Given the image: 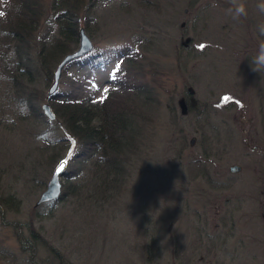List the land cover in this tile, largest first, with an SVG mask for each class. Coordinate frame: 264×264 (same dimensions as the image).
<instances>
[{"label": "rangeland", "instance_id": "rangeland-1", "mask_svg": "<svg viewBox=\"0 0 264 264\" xmlns=\"http://www.w3.org/2000/svg\"><path fill=\"white\" fill-rule=\"evenodd\" d=\"M51 1L43 0V30ZM89 11L76 21L83 28L87 21L93 51H105L112 68L95 72V86L101 93L111 86L116 57L129 48L127 66L150 88L153 109L141 110L121 185L104 198L35 207L53 168L74 151L46 150L65 137L60 122L15 119L1 58L0 264H58L41 245L29 258L18 234L32 240L30 226L67 264H264V231L243 173L228 171L240 163L241 141L225 149L221 130V120L241 110L242 95L250 97L248 79L258 78L264 0H101Z\"/></svg>", "mask_w": 264, "mask_h": 264}, {"label": "trees", "instance_id": "trees-1", "mask_svg": "<svg viewBox=\"0 0 264 264\" xmlns=\"http://www.w3.org/2000/svg\"><path fill=\"white\" fill-rule=\"evenodd\" d=\"M100 1L52 0L49 13L53 19L44 30L43 0H3L6 3L0 7V60L6 59L4 77L6 80L8 76L15 100V119L49 125L60 122L65 137L48 141L46 150L74 151L68 159L64 175L67 181L60 198L45 206L52 207L69 197L78 199L82 195L91 199L98 194L99 199L104 198L116 182L121 185L124 160L135 148V137L141 127V110L153 109L154 96L150 88L145 81L137 82L138 75L127 66L132 59L129 48L116 57L120 63L115 64L114 79L103 93L94 84L99 80L94 74L112 69L108 63L111 57L105 51H93L68 64L63 70L59 91L49 99L45 98L43 89L51 85L57 65L78 47L81 26L76 19L90 12ZM84 29L88 33L87 21ZM40 78L44 79L40 83L45 85L43 89L40 84L35 85ZM101 85L108 87V82ZM44 103L50 105L54 121L44 115L41 108ZM55 154L52 159L56 162ZM28 231L32 240L19 234L18 239L23 249H31L29 258L36 255L41 245L58 264H67L32 226ZM23 249L21 251L25 252Z\"/></svg>", "mask_w": 264, "mask_h": 264}, {"label": "flooded vegetation", "instance_id": "flooded-vegetation-1", "mask_svg": "<svg viewBox=\"0 0 264 264\" xmlns=\"http://www.w3.org/2000/svg\"><path fill=\"white\" fill-rule=\"evenodd\" d=\"M258 66L255 72L259 79H248L246 83L253 88L247 91L250 97H247L246 93L242 95L246 101H241V110L239 113L231 114L226 119H222L223 127L221 130L227 140V142L225 141V149L234 147L233 144L236 140L241 141L244 152L240 155V163L231 165L228 171L234 175L243 173L239 179L248 187L246 195L248 197L246 198L252 200L253 217L263 227L264 231V63H260ZM242 67L246 68V65ZM239 75L243 79L246 78L245 75ZM253 99L255 104L256 100L258 101L257 106L253 104ZM213 108L214 104H212V110ZM214 113L216 110L213 111ZM213 128L216 130V127L213 126ZM209 180L210 182L213 180L211 175ZM242 201L239 199L240 203ZM244 202L248 203L246 200Z\"/></svg>", "mask_w": 264, "mask_h": 264}, {"label": "water", "instance_id": "water-1", "mask_svg": "<svg viewBox=\"0 0 264 264\" xmlns=\"http://www.w3.org/2000/svg\"><path fill=\"white\" fill-rule=\"evenodd\" d=\"M93 49V42L85 33L83 28L79 29V45L78 48L70 54H67L63 57L60 63L57 65L55 71L53 72V80L49 88L47 89L46 99L54 96L59 88L60 79L62 76V72L65 67L84 57L86 54L90 53ZM42 110L44 115L50 120H55V115L51 110V107L48 103H44L42 105ZM185 110V106H184ZM194 139L191 140V144H193ZM65 160H61L52 170L51 177L48 180L45 190L40 194L38 200L35 203V207H39L43 204L55 202L57 199L60 198L62 193V181L61 178L66 173L67 163H64ZM67 162V161H66ZM64 163V168L61 169L60 165Z\"/></svg>", "mask_w": 264, "mask_h": 264}, {"label": "clouds", "instance_id": "clouds-1", "mask_svg": "<svg viewBox=\"0 0 264 264\" xmlns=\"http://www.w3.org/2000/svg\"><path fill=\"white\" fill-rule=\"evenodd\" d=\"M256 63H264V45L260 46L259 55L256 57Z\"/></svg>", "mask_w": 264, "mask_h": 264}, {"label": "snow or ice", "instance_id": "snow-or-ice-1", "mask_svg": "<svg viewBox=\"0 0 264 264\" xmlns=\"http://www.w3.org/2000/svg\"><path fill=\"white\" fill-rule=\"evenodd\" d=\"M64 163H67V162L65 161ZM64 163H62V164L60 165V168H61V169L64 168Z\"/></svg>", "mask_w": 264, "mask_h": 264}]
</instances>
